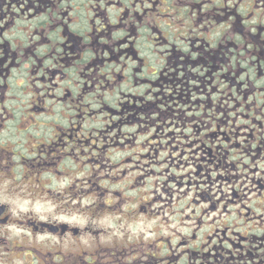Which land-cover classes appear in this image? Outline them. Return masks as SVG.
<instances>
[{"label":"flooded vegetation","instance_id":"obj_1","mask_svg":"<svg viewBox=\"0 0 264 264\" xmlns=\"http://www.w3.org/2000/svg\"><path fill=\"white\" fill-rule=\"evenodd\" d=\"M0 264H264V0H0Z\"/></svg>","mask_w":264,"mask_h":264},{"label":"rangeland","instance_id":"obj_2","mask_svg":"<svg viewBox=\"0 0 264 264\" xmlns=\"http://www.w3.org/2000/svg\"><path fill=\"white\" fill-rule=\"evenodd\" d=\"M176 164H178L179 166H181V164H179L178 162H175ZM181 191V190H180ZM139 225H137V229L139 230Z\"/></svg>","mask_w":264,"mask_h":264}]
</instances>
